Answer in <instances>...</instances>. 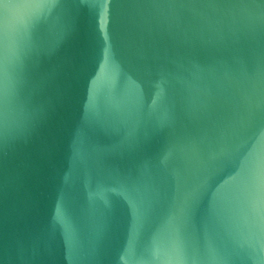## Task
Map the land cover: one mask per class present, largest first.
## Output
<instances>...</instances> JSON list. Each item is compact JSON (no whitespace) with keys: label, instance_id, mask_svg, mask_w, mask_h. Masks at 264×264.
Returning <instances> with one entry per match:
<instances>
[{"label":"water","instance_id":"1","mask_svg":"<svg viewBox=\"0 0 264 264\" xmlns=\"http://www.w3.org/2000/svg\"><path fill=\"white\" fill-rule=\"evenodd\" d=\"M0 264H264V0H0Z\"/></svg>","mask_w":264,"mask_h":264}]
</instances>
